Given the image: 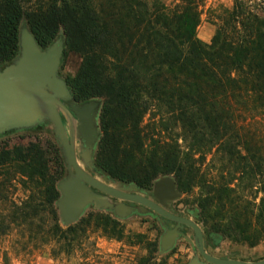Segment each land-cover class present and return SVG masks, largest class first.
Returning a JSON list of instances; mask_svg holds the SVG:
<instances>
[{"label":"trees","instance_id":"1","mask_svg":"<svg viewBox=\"0 0 264 264\" xmlns=\"http://www.w3.org/2000/svg\"><path fill=\"white\" fill-rule=\"evenodd\" d=\"M203 3L0 0V68L19 56L24 22L43 50L62 34L64 59L76 54L82 60L77 73L65 77L74 100L101 101L96 166L145 190L163 177H172L180 194L204 186L208 196L197 199L196 222L254 247L264 239V138L251 130L264 132V0H234L209 44L197 34ZM148 115L179 127L185 146L148 137L142 125ZM249 116L259 119L251 123ZM214 150L229 170L224 188L208 186L201 174ZM65 174L62 149L52 138L3 148L0 210L9 208L10 215L0 211V232L9 234L30 211L28 223L38 218L48 242L73 247L93 222L115 233L119 222L103 213L61 226ZM18 175L33 193L21 205L5 194ZM235 180L238 187L229 186ZM140 264L157 262L149 256Z\"/></svg>","mask_w":264,"mask_h":264},{"label":"rangeland","instance_id":"2","mask_svg":"<svg viewBox=\"0 0 264 264\" xmlns=\"http://www.w3.org/2000/svg\"><path fill=\"white\" fill-rule=\"evenodd\" d=\"M165 1L169 6H172L176 0ZM233 2L234 0H204L200 9L201 24L197 29L198 37L203 42L211 43L216 33V24L220 22L223 11L232 8ZM22 27H27L25 22ZM81 61V58L76 54H70L65 60L63 54L59 77L65 80L66 76H74ZM82 104L84 103L79 105ZM64 105L66 109L58 108L81 169L91 178L111 187L127 192L142 193L156 199L154 197L155 186L150 190H145L134 184H123L112 179L96 166L95 158L99 138L90 143L86 142L77 129L78 118L69 104L64 102ZM42 111L44 114L41 122L32 128L1 131L0 151L15 145H26L38 139L44 141L52 138L60 145L66 164V174L60 181L62 182L73 176L75 171L66 160L55 124L47 107H42ZM258 119V117L249 116L248 122L254 123ZM142 125L145 127V134L148 137L152 136L154 139L167 143H173L179 139V144L185 146L182 140L183 132L171 122L162 124L159 117L148 115ZM96 127H98V123ZM167 127L168 130H166ZM251 130L257 131L260 138H264L261 127L255 126V129ZM201 174L204 176L206 184L215 188H224L230 179L229 170L222 168L219 155L215 154V150L206 155ZM26 184H28V179L18 175L12 182L13 187L5 191L8 200L17 205L26 201L33 194L32 191L26 189ZM238 184V180H235L229 186L234 188L238 187ZM87 187L93 194L94 200L86 204L75 219H64L61 210H59L61 226L66 229L92 213H103L119 222L120 225L115 233L106 232L103 226L97 227L98 223L93 222L85 232L76 235L73 247H68L63 243L57 244L55 241L48 242L43 237L38 218L34 225L28 223V215H33L29 211L25 220L21 218L18 221L19 224L12 225L13 230L9 234L5 235L0 232V264H140L143 257L149 256L157 264H191L194 261L200 264H211L201 256L198 240L191 227L169 220L138 202L108 195L89 185ZM207 190L202 185L194 187L163 206L173 212L182 211L185 216L196 221L200 211L197 199L208 196ZM35 197L38 195L35 194ZM0 211L4 215H10L9 208H1ZM174 229H177L178 234L172 244L167 246L164 244V239ZM202 229L205 248L211 256L245 262H258L264 259V239L258 245L251 247L248 243L233 242L216 230L209 231L203 227Z\"/></svg>","mask_w":264,"mask_h":264},{"label":"water","instance_id":"3","mask_svg":"<svg viewBox=\"0 0 264 264\" xmlns=\"http://www.w3.org/2000/svg\"><path fill=\"white\" fill-rule=\"evenodd\" d=\"M20 45L19 56L10 65L0 68V132L36 126L44 114L42 107H47L66 160L75 171L73 176L59 183L62 197L58 207L64 219H75L86 204L94 200L93 194L88 190L89 185L108 195L138 202L169 220L190 226L198 240L201 256L211 264H264V259L258 262H245L209 255L205 249L202 228L192 219L176 215L163 207L167 202H172L180 196L172 177H163L156 182L154 197L159 200L158 204L146 196L111 187L88 176L79 166L58 107L66 109L64 102L69 104L78 118L79 133L90 143L100 138L101 101L95 100L79 105L74 100L66 81L59 77L65 47L62 34L48 49L43 50L28 27H22ZM177 234V229L170 231L164 239V244L171 245ZM191 264L200 263L194 261Z\"/></svg>","mask_w":264,"mask_h":264},{"label":"flooded vegetation","instance_id":"4","mask_svg":"<svg viewBox=\"0 0 264 264\" xmlns=\"http://www.w3.org/2000/svg\"><path fill=\"white\" fill-rule=\"evenodd\" d=\"M178 190V189H177ZM132 193H134V192H132ZM137 193V192H136ZM138 194H140V195H143V196H145L144 194H142V193H138ZM146 197H148L150 200H152V201H154V202H156V203H160L159 202V200L158 199H153V198H151V197H149V196H146ZM168 203V202H167ZM145 207H147V206H145ZM164 207V206H163ZM147 208H149V207H147ZM165 208V207H164ZM149 209H151V208H149ZM166 209V208H165ZM153 210V209H152ZM166 210H168V209H166ZM154 211V210H153ZM168 211H170V210H168ZM156 212V211H155ZM170 212H172V213H174V214H176V215H179V216H183V217H187V216H185V214H183L182 213V211H170ZM157 213V212H156ZM160 215V214H159ZM187 218H189V217H187ZM191 219V218H190ZM194 221V220H193ZM196 222V221H195ZM197 223V222H196ZM198 224V223H197ZM200 227H201V225L200 224H198ZM188 226V225H187ZM190 227V226H189ZM202 228V227H201ZM202 231H203V229H202ZM206 249V248H205Z\"/></svg>","mask_w":264,"mask_h":264}]
</instances>
